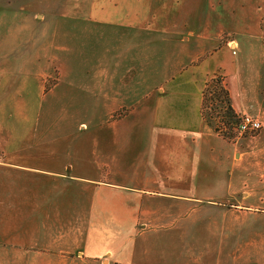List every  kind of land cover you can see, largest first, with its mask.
<instances>
[{
	"label": "crops",
	"instance_id": "1",
	"mask_svg": "<svg viewBox=\"0 0 264 264\" xmlns=\"http://www.w3.org/2000/svg\"><path fill=\"white\" fill-rule=\"evenodd\" d=\"M64 1L0 7V264H264L263 0H88L84 20L130 30L153 33L132 19L156 10L162 39L105 47L48 90L68 33L46 13ZM218 68L233 110L261 122L253 139L201 115ZM46 92L58 115L43 120Z\"/></svg>",
	"mask_w": 264,
	"mask_h": 264
},
{
	"label": "rangeland",
	"instance_id": "2",
	"mask_svg": "<svg viewBox=\"0 0 264 264\" xmlns=\"http://www.w3.org/2000/svg\"><path fill=\"white\" fill-rule=\"evenodd\" d=\"M40 1H42L43 5L44 3L47 2V0H0V7L5 6V5H10V6L21 5L24 7H33L32 5L36 6L40 3ZM171 1L172 0H170V2L168 0H165L164 4L167 6L170 5L172 7L174 5H177L176 3H173V2L171 3ZM154 2L157 5H160L161 0H154ZM88 4H89L88 0H65L62 5L66 7V10H64V12H59L58 14H56L55 19L49 12L46 13L47 19H45V23H48V21H51V23L55 22L57 26H59L61 29H64L68 33L67 37L63 38L66 41L62 40V38H57L58 40L57 44L53 47L52 50H50V53L51 54L53 53L58 58L60 57L59 60L61 61H58V63H60L59 65L56 62L54 65H52L50 70H48L50 76L46 78V80H44V87L48 90L50 87L53 86V83H54L53 81L55 78H58V77L61 78V74L64 75V73L67 71H70V70L74 71L76 69H81L83 63L85 64L87 59L91 60L90 63L88 62L90 67L92 69L94 67L96 68V60H93V59H97L98 53H100L101 50H103L105 47L113 48L115 44L117 45L121 43L122 44L120 46L121 52L122 54H124L126 53L127 48L128 49L130 48L129 47L130 38L137 39V43L139 42V45L144 46L145 45L143 44L144 40L145 41L147 39L159 40L158 38H161L163 36L162 30L158 24V21H160L159 18L161 17V13L157 12L156 10L152 13L150 11L147 13L143 11H139L137 16L132 19L135 24L141 23L144 20L153 21V27H155V29L152 33V31L148 32V29H147V27L149 25L151 26V24H148L146 26V29H137V30L131 29L130 30L126 28H118V26L112 25L107 21L105 22L96 21L92 18L90 19V21L89 20L86 21L82 17H86V15H88L87 10H85L86 5ZM258 6L261 7L262 9L264 7V0ZM101 14L102 13L100 12V15ZM112 15L113 14L109 15V19L111 21H117L118 17L112 18ZM156 17L158 18L156 19ZM213 31H216V30H213ZM220 34H221L220 35L221 38L219 39V42L217 43L218 46L225 43L226 39H227V43L230 39H232L231 37L232 33L228 36L226 33H220ZM158 44L160 46V49L166 47V45L163 44L162 42L161 43L158 42ZM232 47L233 49L236 48L235 45L233 44H232ZM232 56H235V55H232ZM65 58L69 59V61L68 62L62 61ZM164 60H165L164 55L160 57L159 62H157L158 60L154 58L153 64L159 65L161 67L162 65L161 63H163ZM124 64L125 63L123 62L122 63L123 72H124V66H125ZM57 74L59 76H57ZM215 75L221 76L222 80L224 81L223 72L220 68H218L217 70H215V73L207 79L206 82H209L208 80L211 77H214ZM128 77L129 76H127V78ZM162 80H163V77L159 75V76H156L155 78H147L145 82L142 83L141 81V83H142V86H152V85L157 86L158 84L161 83ZM65 84H67L65 79H63L62 82L60 81V84H58V90L60 89V87H62V85H65ZM210 87H212V85H210L209 88ZM48 94L49 93L46 92L42 98L43 105L41 108V112H42L41 118L43 120H45L46 118H51V117L53 119V114L55 111V110L48 109L45 104L46 100H48V97H49ZM258 99L264 105V75H263V80L260 83L259 88H258ZM207 102L209 104V107L215 110L214 113H211L212 111L209 110L210 114H209L208 119L213 123V125L219 126L221 131L222 130L226 131V128H224V125L221 123L222 118L220 117V115L223 113V106L218 101H215V100L212 101L208 99ZM78 111L79 112L76 114L77 119L79 120L84 119L85 115H84V118H82L81 111L80 110ZM121 112L122 110H119V113ZM57 115H58V110L56 109L54 118H56ZM239 119H240V116H239ZM227 132L229 131L227 130ZM230 132L233 133L232 138L226 139V140L229 142H236L240 140L253 139V137H255L259 133V130L256 132L239 133L233 128L232 130H230ZM218 133H220V131ZM143 145L145 148V143H143ZM251 146L252 144H250L249 147Z\"/></svg>",
	"mask_w": 264,
	"mask_h": 264
},
{
	"label": "trees",
	"instance_id": "3",
	"mask_svg": "<svg viewBox=\"0 0 264 264\" xmlns=\"http://www.w3.org/2000/svg\"><path fill=\"white\" fill-rule=\"evenodd\" d=\"M209 82H206L203 90H202V101H201V115L205 122L211 126L215 131H220V135H222L225 139H231L233 133L230 132L233 128L235 129L236 125L239 121V115L233 110L230 104L229 93L223 84V80L221 76L215 75L211 77ZM212 87L209 88V86ZM209 95V97H208ZM208 99L212 101H218L223 106V113L220 115L222 118L221 123L226 128V131H221L219 126L213 125V123L208 119L209 118V110L214 113L215 110L209 107ZM227 130L229 132H227Z\"/></svg>",
	"mask_w": 264,
	"mask_h": 264
},
{
	"label": "built area",
	"instance_id": "4",
	"mask_svg": "<svg viewBox=\"0 0 264 264\" xmlns=\"http://www.w3.org/2000/svg\"><path fill=\"white\" fill-rule=\"evenodd\" d=\"M261 128V122L257 117L244 114L240 116L238 124L235 127V130L239 133L245 132H256Z\"/></svg>",
	"mask_w": 264,
	"mask_h": 264
}]
</instances>
